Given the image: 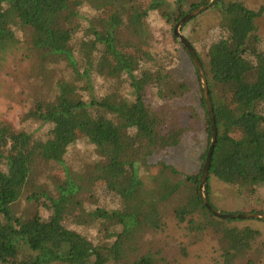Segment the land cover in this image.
Returning a JSON list of instances; mask_svg holds the SVG:
<instances>
[{
    "label": "trees",
    "instance_id": "trees-1",
    "mask_svg": "<svg viewBox=\"0 0 264 264\" xmlns=\"http://www.w3.org/2000/svg\"><path fill=\"white\" fill-rule=\"evenodd\" d=\"M203 6L180 34L205 70L217 129L205 194L211 206L215 177L238 199L262 194L264 202V4L0 0V76H14L22 107L18 126L0 122V264H181L188 246L163 235L164 205L192 243L212 246L211 264L263 257L264 233L210 228L215 215L200 194L212 122L175 29ZM20 31L35 40L26 45ZM15 56L28 67L13 70ZM193 124L203 141L197 174H188L158 157L184 147ZM80 146L93 162L75 172L69 159ZM35 158L46 162L47 181ZM157 177L164 195L130 210L127 201L147 196V179ZM192 195L200 210L188 204Z\"/></svg>",
    "mask_w": 264,
    "mask_h": 264
},
{
    "label": "rangeland",
    "instance_id": "rangeland-1",
    "mask_svg": "<svg viewBox=\"0 0 264 264\" xmlns=\"http://www.w3.org/2000/svg\"><path fill=\"white\" fill-rule=\"evenodd\" d=\"M248 7L251 9H258L264 4V0H245ZM261 33H264V21L260 25ZM160 40L163 39L164 34L159 33ZM19 39L24 42L26 45H29L35 39L28 31H20L18 33ZM29 61L24 60L22 57L15 56L10 61V67L15 71H21L28 67ZM14 79V76H0V82L6 81L9 83L11 90H6L0 94V122L9 121L13 125L18 126L21 121L22 116V107L18 103H16V96L19 94L21 90L20 86ZM164 114V113H163ZM82 128V127H80ZM83 137L82 141L87 140L85 130L82 131L81 134ZM203 141V133L199 130V124H193L192 130L188 132L186 144L181 149L173 152V153H165L158 157L160 161H165L173 166H175L179 170H183L188 174H197L195 166V153L198 152V146ZM92 152L85 149L83 146H80L77 150L74 151L73 155L69 159V166L75 172L83 171L85 165L93 162ZM33 165L39 167L41 170H45V179L47 181L48 174V166L46 162L42 161L40 158H35L33 160ZM148 186L151 188L149 194L145 197H142L138 200L134 199L128 200V206L130 210L135 207L141 206H151L154 201H157L162 195H164L165 184L163 179L157 177L154 179H147ZM209 185L211 188L210 192V204L213 209L222 214V215H238V214H253L259 213L264 214V202L259 203V199H262V194H257L253 199L254 203L250 202V198L248 195L241 197V199L237 198L235 194V190L216 179L215 177L211 178L209 181ZM186 198V197H185ZM187 202L190 206L196 207V209L200 210L199 201L196 199L195 195L187 197ZM164 205V211L160 214L159 217L164 218L165 221V229L163 230L164 236H172L178 238L181 242H184L188 246L189 255L182 260L181 264H211L210 260L212 258V246L208 245L205 242L198 241L197 243H192L195 240L194 236L189 237L190 233L186 232L184 229L185 224L180 226L175 219L171 218L172 213L166 212L167 208ZM217 219H222L221 222ZM234 220V221H232ZM156 221V220H155ZM232 222V223H231ZM250 227L256 228L260 232L264 233V220L257 219H223L217 216L210 221L209 227L214 230H220L222 228H231V227ZM148 221L145 226L140 230L144 232L147 230ZM264 235V234H263ZM252 262H255V259H252ZM248 264L250 262H247ZM254 264H264V255L263 257L260 255L257 257V260Z\"/></svg>",
    "mask_w": 264,
    "mask_h": 264
},
{
    "label": "water",
    "instance_id": "water-1",
    "mask_svg": "<svg viewBox=\"0 0 264 264\" xmlns=\"http://www.w3.org/2000/svg\"><path fill=\"white\" fill-rule=\"evenodd\" d=\"M206 9H207V7L203 6V7L199 8V9L195 10L194 12L188 14L187 16H185L179 22V24L177 25V27L175 29L176 36L179 38V40L182 42V44L187 48V50L190 53V55H191V57L193 59V62L195 64L196 70L198 72V75H199L201 83H202V88H203L205 101H206L207 108H208L209 115H210V119H211V122H212L213 137H212V141H211V145H210V149H209L206 165L204 167L202 178H201V182H200V194H201L202 200H203L204 204L206 205V207L217 217L224 218V219H244V220L257 219V220H264V214H259V213L230 215V216L222 215V214L216 212L209 205L208 199H207L206 194H205V185H206V182H207V177H208V172H209V168H210V164H211L212 155H213V152H214V149H215V146H216V142H217V129H216L214 111H213V107H212L211 100H210V97H209V91H208V85H207L205 70H204V68H203V66H202L197 54L195 53L193 47L191 46V44L186 39H184V37H182V35L180 34V29H181V27L183 26L184 23L188 22L192 18H195L196 16L201 14Z\"/></svg>",
    "mask_w": 264,
    "mask_h": 264
}]
</instances>
